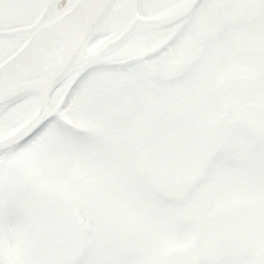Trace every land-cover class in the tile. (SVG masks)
Returning a JSON list of instances; mask_svg holds the SVG:
<instances>
[{
	"label": "rangeland",
	"instance_id": "374dc122",
	"mask_svg": "<svg viewBox=\"0 0 264 264\" xmlns=\"http://www.w3.org/2000/svg\"><path fill=\"white\" fill-rule=\"evenodd\" d=\"M212 3L215 9L200 24L199 35L194 40L190 34L195 42L193 57L183 53L187 43L184 49L179 43L178 57L191 64L180 80L182 88L190 87L188 93L176 97L169 94L170 88L159 85L157 93L140 102L145 89L135 73L118 92L127 110L122 116L125 131L109 124L93 130L95 116H105L101 112L105 107L116 119L122 111L112 91L105 92L116 81L102 83L91 92L89 102L84 101L87 95L78 105L61 109L70 124L91 131L83 140L90 143L88 147L79 149L73 134L62 127L47 142L8 154L12 166L0 165V264H42L33 248L34 236L42 220L53 221L52 202L62 206L65 199L74 202L88 224L99 216L109 220L101 225L99 218L98 233L93 224L88 226L84 249L76 253L75 261L62 264H264V252L259 256L264 250V143L256 146L253 136L243 138L245 128H259L264 135V0ZM40 5L38 0L36 13ZM30 20L26 16L10 23ZM104 36L95 34L89 49ZM150 36L115 55L152 49L160 36ZM75 66L52 97L53 110L79 70ZM251 80L256 81L252 97L229 110L225 99L231 98L232 104L242 84L247 83L245 93ZM226 110L239 112L233 117L241 122L224 118ZM16 127L0 130V135ZM92 144L113 150L114 157L108 167L110 191L90 202L81 186L88 172L85 152ZM241 146L250 149L244 162L243 154L236 151ZM67 155L75 158V165L67 172L69 177L57 184L49 174ZM89 163L98 168L96 159ZM94 170L98 176L90 185L99 189L96 182L104 180L107 168ZM85 187L90 189L87 183Z\"/></svg>",
	"mask_w": 264,
	"mask_h": 264
},
{
	"label": "flooded vegetation",
	"instance_id": "af4514ba",
	"mask_svg": "<svg viewBox=\"0 0 264 264\" xmlns=\"http://www.w3.org/2000/svg\"><path fill=\"white\" fill-rule=\"evenodd\" d=\"M195 1L196 0H165V6L154 9L138 10V9L122 8L124 13L128 16L127 21L122 26L113 27L115 30L120 32L121 36L127 35L129 30L132 29L133 26H139L141 29H143V31H141L136 37H134V41L138 40L139 43L146 40L147 38L151 39L150 37L152 36L150 35L152 33L159 34L160 36L155 46L148 51L134 55H132L131 53L128 54L122 53L119 56L122 57V59H120L118 63L130 64L134 68L138 69L136 73L140 74L139 75L140 81H143L144 84L143 87L145 89L144 99L141 100L140 102H144L148 99L147 94L153 92L157 93L158 92L157 87H159V85H164V87L170 88L171 90L169 91V94L175 95L176 97L178 96L177 95L178 93L179 94L188 93V91H190L189 90L190 87L184 89L182 88L184 87V84H180L181 83L180 80L186 76L185 72L186 70H188V65L191 66V64L186 63V61L178 57L177 52L179 48V43H183V46L181 47L182 49H184V45L187 43L188 48L187 50L183 51V53L188 54V57H193L194 53L192 48H193V44L195 43L194 40L195 37L199 35L198 34L199 32H197V30L201 23L207 22L206 21L208 16L207 14L210 15V13L215 9L212 0H199L197 2ZM143 17H153L159 19L160 21L157 23L144 25V23L140 20V18ZM179 33H183V35L180 36V39L176 42V44L170 47H165L166 45H169V42L172 41L173 38L176 37ZM100 34H105L104 38L98 40L94 44L95 46L92 47V48H97V50H107L108 45L110 43H115L116 39H118V37H114L112 33H100ZM190 34L193 35L194 40L192 36L190 37ZM161 49H164V51H161ZM151 52H154L153 55H149L141 61L136 60L134 62L125 63L131 58H134L136 56H143ZM160 59H164L163 63L161 64L158 63ZM176 62L179 63L180 66L177 72L174 69L176 68L175 67ZM78 75H79V70L76 72L75 76L72 79L76 80L78 78ZM124 80L118 82L116 81L117 83L116 82L114 83L112 89L105 88L106 93L112 91V94H114L113 97L115 98V101H117L116 105L118 106V109L120 108L122 110L119 112L121 116L118 114L120 117L116 119L113 112H112L113 115L109 116L105 107V110L104 109L101 110L102 114L105 112V116H99V115L95 116V120L97 124L95 127H91L93 128V130H98L99 127H102V129L106 128V125L109 124L108 127L111 128L122 127V129L125 131L126 120L123 119L122 116L123 114H125L126 109L121 105L122 103L118 95V92L124 89L123 87H120L124 85L123 84ZM157 80H159V83ZM110 83L111 82H104L103 84L110 85ZM255 83L256 81L251 80L250 88L247 90L248 92L246 91L245 93L244 90L247 89V83H243L242 84L243 88H241L240 92H237L236 94L237 96L233 98L232 104H229V102H231V98L229 100L225 99L228 109L230 110L233 106H237L239 104L238 103L239 100L250 99L254 94L253 90L255 88ZM98 86L99 85L96 86L95 90H90V93L88 94V98L84 99V101L86 102L88 101L89 97L91 96V92L95 93ZM54 95H52V97H54ZM59 99H60V95L57 98V102ZM173 108H175L174 105H172V109ZM229 110H226L222 113V116L224 118H226L227 116L232 117L233 115L239 113L237 112L233 114ZM61 117L66 122L65 118L62 115ZM236 122H241V118L240 119L237 118ZM253 129L255 132L251 129L245 128V135L243 136V138H246L248 136H253V138L256 140V146H258L257 141L260 135L261 137L260 139L262 143H264V135L261 133V130L259 128H253ZM75 140L77 141L76 144H80V146H78L79 149H84L88 147L87 146L88 144H90L83 140H80V138L78 137L75 138ZM85 157L87 159L85 158L83 163L85 166L86 165L88 166V172L86 173L84 178L85 177L87 178L86 183L90 186V189H87L85 187L86 183L81 187L87 191V195H89L91 199L90 202H92L99 194L108 193L112 187L113 181L109 178L110 169L108 167L111 161H113L114 152L111 149L110 151H105L104 147L101 149L95 148L92 144L90 151L85 152ZM9 158L10 155H6L5 157L3 155H0V165L4 164L8 168L11 167L13 164V160ZM91 159H96L98 163V168L97 166L94 167L89 163V160ZM74 160L75 158H72L69 155L65 156L64 159L61 160L63 162H58L53 166L55 167V169L53 172H51V174H49L50 178L53 181H56L57 184H60L62 181L66 180L69 177L67 175V172L75 165ZM57 161L58 159L55 160V162ZM100 166H101V170H100ZM93 167L98 171L100 170L101 172H104L105 168H107V171L105 172L106 175L104 180H100L96 182L99 184V189H94L92 188V185H90V183H93L95 181V178H93V176H98V172H96ZM77 180L80 181L79 179ZM73 186L74 185L69 186L70 187L69 189L72 190ZM77 187L78 184L76 188ZM100 189H103L104 192L100 191ZM27 190L29 192V188H27ZM30 194H32V198L34 199V193L32 189ZM59 198H62V196ZM55 201L56 202H52V204L55 207L54 213L52 215L53 221L47 222L46 220H42L40 222V227L38 229V232L37 234H35L33 239V248L37 256H41L44 260H48V262H50L51 264H58V263L62 264L65 262H69L72 256H74L78 251L84 249L83 234L84 232H86V229H84L83 227L84 222L82 220V216L78 215L77 207L75 206L74 202H72V200H67V199L63 200L62 206L60 202H57V200ZM60 208L62 209L59 212ZM99 218H101V225H103L104 222H107L109 220L106 217L103 218L102 216H99L96 219L95 223L94 224L92 223L93 228L96 230L97 233L102 229V226L100 227ZM261 251L264 252V250Z\"/></svg>",
	"mask_w": 264,
	"mask_h": 264
},
{
	"label": "snow or ice",
	"instance_id": "6c2138e0",
	"mask_svg": "<svg viewBox=\"0 0 264 264\" xmlns=\"http://www.w3.org/2000/svg\"><path fill=\"white\" fill-rule=\"evenodd\" d=\"M52 3L55 5L56 0H52ZM36 4L37 0H0V28L18 18L28 16L35 10ZM74 6L73 0H66L65 3L60 4L61 8ZM110 6L138 10L154 9L165 6V0H111ZM141 31L143 29L139 26H133L127 35L121 36L119 31L109 27L106 32L118 37L115 43H110L107 50H97L92 54L82 52L83 58L78 64V78L68 96L64 98L61 109L78 105L81 99L97 85L131 78L138 69L130 64L118 63L122 57L115 53L119 49L132 46L134 37ZM181 35L183 33H179L165 47L175 45ZM95 38L86 37L88 46H91ZM13 75L20 81L19 87L15 89L0 87V130L23 125L8 149V151L16 152L47 142L54 133L62 129V125L61 112L53 110L55 102H50L46 106L37 104L36 101L42 95V88L39 85H33L18 68L9 67L0 70V85Z\"/></svg>",
	"mask_w": 264,
	"mask_h": 264
},
{
	"label": "water",
	"instance_id": "95a60500",
	"mask_svg": "<svg viewBox=\"0 0 264 264\" xmlns=\"http://www.w3.org/2000/svg\"><path fill=\"white\" fill-rule=\"evenodd\" d=\"M73 2L74 7H65L56 12V3L53 5L52 0H41L39 13L32 21L13 28H0V39L19 42V46L0 61V70L18 68L33 85H39L43 91L36 103L40 106L50 103L55 88L83 58L82 52L86 54L88 39L92 38L111 9V0ZM142 21L151 24L160 20L143 18ZM175 67V71H178L179 63L176 62ZM19 85L20 81L13 75L0 87L15 89ZM72 86L73 83L60 102L58 111ZM22 127L19 125L0 137V155L9 152L8 149Z\"/></svg>",
	"mask_w": 264,
	"mask_h": 264
},
{
	"label": "bare ground",
	"instance_id": "6f19581e",
	"mask_svg": "<svg viewBox=\"0 0 264 264\" xmlns=\"http://www.w3.org/2000/svg\"><path fill=\"white\" fill-rule=\"evenodd\" d=\"M66 0H58L55 6V11L58 12L64 8L60 7L61 3H65ZM38 3V0H37ZM38 8L37 4L35 7V10L28 15V17L32 18L36 14V9ZM127 15L124 13L122 8H113L109 10L108 14L104 18V20L101 22V24L97 27L94 34H100V33H109L106 32V29L111 27H119L125 24L127 21ZM114 29V28H113ZM115 30V29H114ZM19 46L18 41L14 40H1L0 39V61L4 59L6 56H8L15 48ZM90 51V52H89ZM93 50L89 49V46H87L86 54H92ZM79 64V63H78ZM76 64V66L78 65ZM75 66V67H76Z\"/></svg>",
	"mask_w": 264,
	"mask_h": 264
},
{
	"label": "trees",
	"instance_id": "16d2710c",
	"mask_svg": "<svg viewBox=\"0 0 264 264\" xmlns=\"http://www.w3.org/2000/svg\"><path fill=\"white\" fill-rule=\"evenodd\" d=\"M231 122H233V120ZM260 138L261 137L259 135V139H258L257 143H261L262 142ZM236 151L237 152H240V154H243L242 155V161L241 162H244L243 160H246L247 157H249L250 149H246V148H244V147L241 146L240 148H237ZM234 165H239V164L238 163H235ZM83 227H84V225H83ZM75 256H76V254L74 256H72V258H71L72 261L75 260L74 259ZM38 257L41 259L42 264H51L50 262H48V260H44L41 256H38Z\"/></svg>",
	"mask_w": 264,
	"mask_h": 264
}]
</instances>
